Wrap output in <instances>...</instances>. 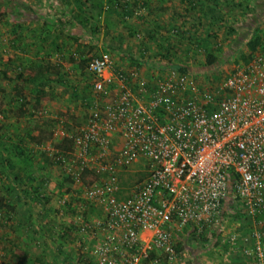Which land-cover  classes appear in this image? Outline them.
I'll use <instances>...</instances> for the list:
<instances>
[{"label": "rangeland", "instance_id": "rangeland-1", "mask_svg": "<svg viewBox=\"0 0 264 264\" xmlns=\"http://www.w3.org/2000/svg\"><path fill=\"white\" fill-rule=\"evenodd\" d=\"M125 1L0 0V264H97V246L112 236L79 231L100 218L87 199L93 179L69 186L71 159L54 149L86 124L98 99L88 60L108 55L116 69L152 79L168 63L196 68L220 55L196 74L205 82L264 55V0H128L132 14ZM20 74L28 81L18 100ZM42 128L52 139L37 145ZM139 169L121 177L124 187L144 177ZM244 211L229 195L216 224L174 239L183 261L152 264H264V224Z\"/></svg>", "mask_w": 264, "mask_h": 264}, {"label": "built area", "instance_id": "built-area-1", "mask_svg": "<svg viewBox=\"0 0 264 264\" xmlns=\"http://www.w3.org/2000/svg\"><path fill=\"white\" fill-rule=\"evenodd\" d=\"M88 61L98 99L66 136L73 151L54 149L70 157L72 182L92 176L87 199L100 218L79 231L112 234L97 246V264L183 261L174 239L216 224L229 195L264 224V55L205 82L175 67L147 79L116 69L108 55ZM135 166L144 177L124 187Z\"/></svg>", "mask_w": 264, "mask_h": 264}, {"label": "trees", "instance_id": "trees-1", "mask_svg": "<svg viewBox=\"0 0 264 264\" xmlns=\"http://www.w3.org/2000/svg\"><path fill=\"white\" fill-rule=\"evenodd\" d=\"M94 3H95L94 5H96V7H100V8L102 7L103 8V6H104V0H94ZM114 6H120V5H117V4L115 5L114 4ZM131 6H132L131 3H129V1L126 0L124 2V4H123V9L125 11L124 13L132 14V12H131L132 7ZM258 41H259V39H256L253 42V44L256 45L258 43ZM227 52H229V50L223 51L221 53V56H223ZM132 57H134V56L132 55ZM252 57L249 60H247L245 63L249 62L252 59ZM219 59H220V55H218V54H207V56H206V58L204 60V63L202 65H199L196 68L191 67L190 65H178V64H171V63H168L169 65H167V66L178 68V69H180L183 72L191 71V72H194L195 74H197L198 71L199 72L209 71L212 68L216 67L219 64V61H220ZM15 81L17 83V86H16V92L17 93H16V95L18 97V100H21L24 97V91H25V87H26L28 79L23 74H20L17 78H15ZM21 113L23 114L24 112L21 110ZM51 137H52L51 133H48L45 128H42L40 130V132L36 136H32V140L37 145H40L44 141L51 140L52 139ZM54 148L58 152L71 153L73 151L72 139H70L69 137H66V136H62L56 142ZM19 151L21 153L22 158H26V151H25L23 146H21ZM87 175H90V173L89 172H84L83 173L82 182H84L85 176H87ZM72 184H73V182L69 179V186H71ZM0 200H1V202H0L1 206H3V205L6 206V204L3 203L4 202L3 198H1ZM10 209H11V211H13V208H10ZM175 250L177 252H179L180 249H179V247H177Z\"/></svg>", "mask_w": 264, "mask_h": 264}]
</instances>
